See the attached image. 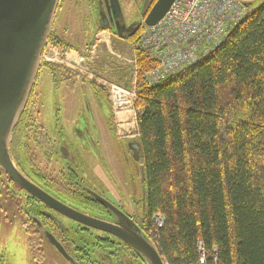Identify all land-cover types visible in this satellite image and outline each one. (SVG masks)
I'll return each instance as SVG.
<instances>
[{"label": "trees", "instance_id": "trees-1", "mask_svg": "<svg viewBox=\"0 0 264 264\" xmlns=\"http://www.w3.org/2000/svg\"><path fill=\"white\" fill-rule=\"evenodd\" d=\"M246 7L219 47L159 85L145 81L156 65L137 50L133 140L143 178L142 232L164 264H200L202 256L203 264H264V0ZM137 31L120 40L136 46ZM48 44L73 51L53 33ZM41 69L59 84L76 77L59 65ZM29 113L13 130L10 157L22 160L28 142L37 141L51 158L39 112ZM74 200L90 216L107 214L88 196ZM86 241L82 236L76 246L85 249Z\"/></svg>", "mask_w": 264, "mask_h": 264}, {"label": "rangeland", "instance_id": "rangeland-1", "mask_svg": "<svg viewBox=\"0 0 264 264\" xmlns=\"http://www.w3.org/2000/svg\"><path fill=\"white\" fill-rule=\"evenodd\" d=\"M145 1L121 0L126 24L139 18L140 9ZM154 1L149 4V8L153 6ZM240 1L246 5L259 2V0ZM90 9L88 0H59L51 33L68 43L73 48L74 54L69 52L61 54L48 42L46 46L49 45L57 51L61 56L60 60H63L62 63L52 65L63 66L74 72L76 77L73 84L70 83L71 79L68 84L65 82L59 84L53 81L49 72L41 69L29 98L35 105L31 108L30 114L33 111L39 112L40 126L54 146L53 159L58 160L57 145L64 141L62 144L69 146V149L71 146L70 152H75L76 168L70 167L77 180L82 181L90 191L111 205H119L126 210L131 206V202L140 198L142 193L141 181L137 178L138 173L142 177V168L140 163H137L140 153L136 155V161L133 160L114 138L113 131L117 133V118L113 116L112 111V114L109 112L105 97L108 102L106 89L108 91L109 84L124 89L133 87L132 84L139 72L137 50L130 41L121 43L122 41L114 38L112 34L101 32L102 29L95 30ZM144 18L145 16L141 17L139 21L137 38L144 29ZM65 56L72 58V61L66 62ZM122 74L124 75L121 76ZM95 100L99 101V106ZM86 102L89 103L95 117L98 131L97 145L92 150V147L90 149L84 147L83 140L74 136V133L77 134L75 128L81 127L77 118L89 116ZM133 127L135 128L134 125ZM80 135H84V131ZM116 137L120 138L117 134ZM53 159L52 164H54ZM1 174L0 171V186L2 184L4 187L5 177ZM61 174L63 176L59 179L68 178L65 169H62ZM129 174L134 179L136 189L130 185ZM140 209L141 207L139 212ZM11 226L4 227V223L0 222V264H67L50 248L44 250L47 255L43 259L42 255L41 257L35 255V260H31L30 250L21 227L17 223ZM87 250L97 252L96 248L91 246H88Z\"/></svg>", "mask_w": 264, "mask_h": 264}, {"label": "flooded vegetation", "instance_id": "flooded-vegetation-1", "mask_svg": "<svg viewBox=\"0 0 264 264\" xmlns=\"http://www.w3.org/2000/svg\"><path fill=\"white\" fill-rule=\"evenodd\" d=\"M88 1L90 2L94 29H102L101 32L106 31L109 34H112L114 38L121 39L128 36L131 31L134 32L137 30L141 17L143 18L146 16L149 4H151L153 0H146L143 2L140 14L138 15L139 18L136 21H131L129 24L125 23L121 0H116V3H113L112 0ZM95 101L99 106V101ZM85 105L89 111V116H80L77 118L81 127L79 129L75 128L77 134L74 133V136L76 139L83 140L82 145H84V147L87 149L92 147V150L97 145V124L95 117L90 110L89 103L86 102ZM30 107L32 108L31 99H29L25 108L28 109V113L31 110ZM108 108L111 113L109 104ZM30 121L31 124H34L33 119L30 118ZM83 131L84 135H80ZM115 133L116 132L113 131V136L116 141L122 145L121 149L125 150L130 154L131 158L136 161L135 158L138 153L136 142L130 137L118 139L116 137L117 133ZM62 142L57 145L58 160L56 161L53 159L54 146L51 151V158H48L37 141L28 142V147L27 149L25 148L24 151L26 156H23L22 160L17 161L14 158L11 159L16 169L29 182L64 205H70L79 209V205L74 198L77 195L88 196L91 198L86 193V190L89 189L82 181L77 180L70 167H75L76 165L77 158L75 152H70L71 146L69 149V146H64ZM13 153L16 154L15 150ZM52 159L54 160V164H52ZM62 169H65L68 172L67 179H59L60 176H63L61 174ZM0 171L5 177L4 187H2V184L0 186V222L4 223V227H12L11 224L14 225L15 223L19 224L22 233L24 234L28 249L30 250L31 260H35V255H42L43 259V257L47 255V252L44 251L47 248H50L60 256V254H58L45 239L43 233L46 231L62 246L74 264H144L141 259L137 258L129 251L130 249L127 246L116 238L81 226L55 213L33 198L30 194L19 188L5 175L1 168ZM87 175L89 174L87 173ZM130 177V185L136 189L134 179L131 175ZM137 178L139 181L143 180L139 173ZM66 181L68 183H66ZM63 183H66L68 188L63 186ZM135 200V202H131V206L127 207L126 210L122 206L112 205L128 218L132 219L142 231L144 214L142 208V193L140 198H136ZM139 207H141L140 212L138 211ZM127 210H132V212H127ZM105 211L107 214H104L102 219L111 221V214L106 209ZM82 236L87 240L85 249L82 247L79 249L80 247L76 246ZM88 246L96 248L97 252H89L87 250ZM60 258L65 261L62 256H60ZM66 263L70 264L68 262Z\"/></svg>", "mask_w": 264, "mask_h": 264}, {"label": "water", "instance_id": "water-1", "mask_svg": "<svg viewBox=\"0 0 264 264\" xmlns=\"http://www.w3.org/2000/svg\"><path fill=\"white\" fill-rule=\"evenodd\" d=\"M174 1L156 0L143 24L146 27L155 26ZM112 2L116 3V0ZM58 3L59 0H0V168L19 188L55 213L116 238L145 264H164L154 245L144 238L134 221L105 199L86 190L93 200L111 214V221L90 216L57 201L25 179L12 162L9 154L12 133L27 106L41 70V55L51 35ZM136 149L139 151L138 144ZM43 235L66 262L74 264L51 234L45 231Z\"/></svg>", "mask_w": 264, "mask_h": 264}, {"label": "built area", "instance_id": "built-area-1", "mask_svg": "<svg viewBox=\"0 0 264 264\" xmlns=\"http://www.w3.org/2000/svg\"><path fill=\"white\" fill-rule=\"evenodd\" d=\"M246 13V4L240 0H175L155 26L143 24L136 50L148 54L156 65L145 74V81L152 87L159 85L200 57H206L220 46L229 28L240 23ZM44 49L43 64L63 62L60 54L49 45ZM65 57L66 62L72 61L69 56ZM132 86L124 89L109 84L108 91L106 89L120 138L136 137L135 80ZM203 260L202 256L199 263L203 264Z\"/></svg>", "mask_w": 264, "mask_h": 264}, {"label": "crops", "instance_id": "crops-1", "mask_svg": "<svg viewBox=\"0 0 264 264\" xmlns=\"http://www.w3.org/2000/svg\"><path fill=\"white\" fill-rule=\"evenodd\" d=\"M251 3V2H250ZM101 37H103V35L101 36ZM120 41H122V40H120ZM107 42V41H106ZM106 42H104V43H106ZM124 41H122L121 43H123ZM122 46H123V44H122ZM68 53V52H67ZM67 53H65V54H67ZM69 54H74V52L73 51H71V52H69ZM78 54V53H77ZM80 56V55H79ZM134 139V138H133Z\"/></svg>", "mask_w": 264, "mask_h": 264}, {"label": "bare ground", "instance_id": "bare-ground-1", "mask_svg": "<svg viewBox=\"0 0 264 264\" xmlns=\"http://www.w3.org/2000/svg\"><path fill=\"white\" fill-rule=\"evenodd\" d=\"M231 30V29H230ZM228 32H229V30H228Z\"/></svg>", "mask_w": 264, "mask_h": 264}]
</instances>
